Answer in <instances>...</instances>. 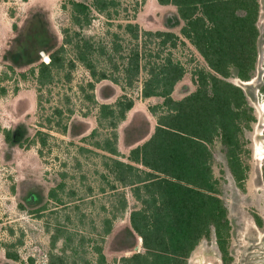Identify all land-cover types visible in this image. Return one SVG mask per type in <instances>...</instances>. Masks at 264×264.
I'll use <instances>...</instances> for the list:
<instances>
[{
  "label": "rangeland",
  "instance_id": "1",
  "mask_svg": "<svg viewBox=\"0 0 264 264\" xmlns=\"http://www.w3.org/2000/svg\"><path fill=\"white\" fill-rule=\"evenodd\" d=\"M259 1L252 78L230 77L246 90L254 116L241 134L243 179L235 178L226 146L216 139L211 146L213 168L228 216L223 246L213 230L187 264H264V157L257 154L258 147L264 149V0ZM110 12L108 17L93 10L92 22L82 31L99 49L94 53L98 70L105 68L112 78L123 73L111 64L110 52L121 66V57L133 44L144 51L145 37L131 39L125 29L128 21L142 29L172 30L185 39L177 11L160 7L156 0H116ZM65 27L79 29L71 19L70 0H0V264H123L124 256L145 251L130 222L131 211L141 208L142 200L135 187L124 185L105 163L113 165L107 156L129 161L131 150L151 137L157 115L150 106L163 98L142 96L144 70L135 86L103 78L90 88L88 82L95 79L79 60L74 67L55 69L52 81L41 86L38 66L61 46ZM114 40L124 49L112 50ZM185 41L172 49L186 68L175 85V99L195 91V71L209 68L197 48ZM156 42L147 46L156 50ZM70 46L67 58L74 57ZM124 94L135 101L126 117L115 127L108 119L100 121L99 104H114ZM5 130H11V141ZM40 130L49 134L45 145ZM113 131L118 154L97 145ZM7 250L19 258L8 257Z\"/></svg>",
  "mask_w": 264,
  "mask_h": 264
},
{
  "label": "trees",
  "instance_id": "2",
  "mask_svg": "<svg viewBox=\"0 0 264 264\" xmlns=\"http://www.w3.org/2000/svg\"><path fill=\"white\" fill-rule=\"evenodd\" d=\"M158 1L177 7L179 17L184 20L183 37L197 48L208 64V69L195 71V91L181 99L172 95L186 72L172 49L186 43L185 39L172 30L142 29L132 21L125 24V29L133 40L145 37L144 51L138 43L133 44L121 57V66L114 61L111 52L108 54L115 70L122 71L121 78H112L105 68L98 70L94 53L99 49L82 29L92 22L93 10L111 16L110 9L116 5V0H92L91 3L70 0L71 19L79 29L63 28V43L50 52L48 62L41 61L37 72L42 86L52 81L55 69L66 68L67 64L74 67L79 60L95 79L88 82L90 88H94L95 81L103 78L135 86L144 70L142 96L163 98L161 104L150 106L157 115L151 137L131 150L129 161L107 156L113 165L105 163L106 167L117 171L118 180L124 185L135 187L142 200V207L131 211L130 222L131 231L142 238L145 251L124 256L123 264H187L199 242L210 237L213 230L223 246L228 216L218 192L211 146L216 139L226 146L230 169L237 180H242L245 169L239 158L241 134L254 119L246 90L230 77L243 81L252 78L258 54L260 1ZM115 36L117 39L118 33ZM154 40H157L156 50L147 46ZM113 42L112 50L124 49L118 40ZM69 45L74 52L72 58L66 56ZM102 51L106 52L104 46ZM31 72L35 74V68ZM5 90L3 87L2 91ZM90 98L95 97L90 95ZM134 102L133 97L124 94L114 104H99L100 121L108 119L110 125L117 126ZM57 111L61 113V109ZM4 132L6 140L11 141V130ZM38 134L45 145L49 134L42 130ZM116 139L117 133L113 131L97 145L118 154L114 146ZM6 253L10 258H19L17 253L9 250ZM100 253L105 263L104 254Z\"/></svg>",
  "mask_w": 264,
  "mask_h": 264
},
{
  "label": "crops",
  "instance_id": "3",
  "mask_svg": "<svg viewBox=\"0 0 264 264\" xmlns=\"http://www.w3.org/2000/svg\"><path fill=\"white\" fill-rule=\"evenodd\" d=\"M156 1H157V3L160 5V7H171L173 10L177 11V7H176L175 5H173V4H160L158 0H156ZM175 13H178V11L175 12ZM177 15H178V17H179V14H177ZM179 19H180V21H181L182 23H184V20H183V19H181L180 17H179Z\"/></svg>",
  "mask_w": 264,
  "mask_h": 264
},
{
  "label": "bare ground",
  "instance_id": "4",
  "mask_svg": "<svg viewBox=\"0 0 264 264\" xmlns=\"http://www.w3.org/2000/svg\"><path fill=\"white\" fill-rule=\"evenodd\" d=\"M262 109H263V107H262ZM263 111H264V109H263ZM257 154H259V155H261L262 157H264V149L258 147V148H257Z\"/></svg>",
  "mask_w": 264,
  "mask_h": 264
},
{
  "label": "water",
  "instance_id": "5",
  "mask_svg": "<svg viewBox=\"0 0 264 264\" xmlns=\"http://www.w3.org/2000/svg\"><path fill=\"white\" fill-rule=\"evenodd\" d=\"M263 109H264V102H263V105H262Z\"/></svg>",
  "mask_w": 264,
  "mask_h": 264
}]
</instances>
